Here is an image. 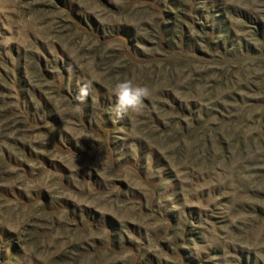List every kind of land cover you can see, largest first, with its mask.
Segmentation results:
<instances>
[{"label":"rangeland","instance_id":"1","mask_svg":"<svg viewBox=\"0 0 264 264\" xmlns=\"http://www.w3.org/2000/svg\"><path fill=\"white\" fill-rule=\"evenodd\" d=\"M0 264H264V0H0Z\"/></svg>","mask_w":264,"mask_h":264},{"label":"clouds","instance_id":"2","mask_svg":"<svg viewBox=\"0 0 264 264\" xmlns=\"http://www.w3.org/2000/svg\"><path fill=\"white\" fill-rule=\"evenodd\" d=\"M115 96L114 116L123 119L130 113L139 114L143 110L144 101L151 95V90L131 80H123L115 84L112 89ZM88 97V88H82L77 95L81 103Z\"/></svg>","mask_w":264,"mask_h":264}]
</instances>
